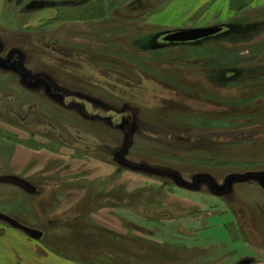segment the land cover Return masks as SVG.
Segmentation results:
<instances>
[{"label":"rangeland","instance_id":"rangeland-1","mask_svg":"<svg viewBox=\"0 0 264 264\" xmlns=\"http://www.w3.org/2000/svg\"><path fill=\"white\" fill-rule=\"evenodd\" d=\"M170 1L0 0V175L39 190L0 183V212L41 230L34 246L81 264H230L264 251V179L230 182L216 198L191 177L222 187L264 173V4L188 16L162 12ZM214 25L203 48L156 49L165 32ZM226 67L240 77L220 86ZM177 74L189 87L172 84ZM168 99L183 120L163 109ZM213 108L222 114L205 117Z\"/></svg>","mask_w":264,"mask_h":264},{"label":"crops","instance_id":"crops-1","mask_svg":"<svg viewBox=\"0 0 264 264\" xmlns=\"http://www.w3.org/2000/svg\"><path fill=\"white\" fill-rule=\"evenodd\" d=\"M231 0H174L167 4V8L162 12H167L168 9L180 6L187 15H192L195 12H204V8L207 4H210L208 10L210 12L218 11L220 17L227 16L230 9ZM254 3L264 4V0H251ZM261 4V5H262ZM162 14V13H161ZM201 17V13H198ZM4 222V221H3ZM7 224V223H6ZM0 220V264H65L59 263L54 259L53 255L60 256L64 259L72 261V264L80 263V261L67 257L56 251H50L44 247L46 251L33 245V240L27 236L24 232L6 225ZM43 236V235H42ZM42 238V237H41ZM222 238V237H221ZM222 239H212L213 243H220ZM201 242V247L206 246L204 241ZM39 249V250H38ZM259 252V251H258ZM264 251H261L259 255L250 258L247 263H230V264H264ZM203 263V262H201ZM92 264V263H82ZM200 264V262H198Z\"/></svg>","mask_w":264,"mask_h":264},{"label":"water","instance_id":"water-1","mask_svg":"<svg viewBox=\"0 0 264 264\" xmlns=\"http://www.w3.org/2000/svg\"><path fill=\"white\" fill-rule=\"evenodd\" d=\"M222 29V26L214 25V26H208V27H195V28H184V29H177L174 31H168L162 35V39L165 42L171 43V44H177V43H185V42H192L196 40H200L203 38H207L210 36L215 35L216 33L220 32ZM177 140L181 141H188V138L183 136H176ZM163 173V172H159ZM164 174V173H163ZM166 174V173H165ZM168 174V173H167ZM249 176H255V177H261L264 179V173L262 174H252L248 173L247 175L241 177L240 175L234 174L230 175L228 179H226L227 183L233 182V181H242L246 179ZM0 183H11L13 185H16L23 190H25L28 193H34L36 188L27 182L24 179L18 178L16 176L12 175H3L0 176ZM0 220L4 221L8 225H10L13 228H16L22 232H24L27 236H29L32 239L38 240L42 237L43 232L39 229L29 227L25 224H22L15 218L1 213L0 212ZM249 260L242 261V263H247Z\"/></svg>","mask_w":264,"mask_h":264},{"label":"flooded vegetation","instance_id":"flooded-vegetation-1","mask_svg":"<svg viewBox=\"0 0 264 264\" xmlns=\"http://www.w3.org/2000/svg\"><path fill=\"white\" fill-rule=\"evenodd\" d=\"M162 42H163V39H162ZM176 44V43H175ZM19 68V67H18ZM20 72H21V70H20ZM220 76L222 77V78H224V81L222 80V81H220V82H218L219 84L218 85H220V86H223V84H229L230 82H236V81H238V79H239V77H240V74H239V71H237V70H235L234 71V69L232 70H229V71H221V73H220ZM28 78H30L31 79V77H29L28 76ZM43 82L42 83H44L45 85H44V88L46 89V94H48L49 96H51V98H53V99H56L57 101H59V102H62L63 103V101H62V98L65 96V94H64V91H63V89L62 88H60L58 85H56L51 79H48L46 76H45V78L42 80ZM196 81V80H195ZM220 92H224V91H221V90H219ZM223 97V96H222ZM129 115V124H128V126H123L124 128L126 127V128H129V129H131V128H133V125H134V123H133V121H132V118H131V114L130 113H128ZM203 114L205 115V117H207L208 118V115L209 114H211V115H213V111L212 110H208V109H206V111L205 112H203ZM214 114H216V115H219L220 113L219 112H215ZM202 119V118H201ZM195 120H197V121H199V119H198V117H196V119ZM129 133V132H128ZM177 136H182V135H177ZM183 137H185V136H183ZM186 138H188V137H186ZM188 141H189V138H188ZM187 141V142H188ZM186 142V141H185ZM124 151H125V148H123L122 150H121V153H119L118 155H116L115 156V158H116V160L118 159L119 161H122V162H125L123 159H122V155L124 154ZM166 173V172H165ZM203 173V172H202ZM168 174H170V173H168ZM204 174L206 175H204V178H202V176L201 175H199V176H191V177H193V187L194 186H196V184H199L198 182H201V180L203 181V180H205V181H207L208 183H210V188H211V190H212V194L214 195V197H216V198H219V197H221V196H223L224 194H227L228 193V191H229V188H228V184L229 183H227V181H225L224 182V186H222V187H219V186H221V185H219L218 183H216V181L211 177V176H209L208 174H206V172H204ZM171 175L173 176V177H176L177 179H178V182L180 181V183L183 185V186H186V184H188V185H191L190 183H187L185 180H183L182 178H181V176L180 175H178L175 171H173V172H171ZM232 175V174H231ZM0 176H3V175H0ZM12 176H15V175H12ZM16 177H18V176H16ZM18 178H20V177H18ZM22 179V178H21ZM182 179V180H181ZM25 180V179H24ZM28 182V181H27ZM30 184H32L31 182H29ZM179 183V184H180ZM6 184H9V183H6ZM9 185H12V186H14V187H16V188H18V189H21V190H23L22 188H20V187H18V186H16V185H13V184H9ZM35 188H36V190H35V192L34 193H28V192H26L25 190H23V191H25L26 193H28V194H35V193H37L39 190H38V187L36 186V185H34V184H32ZM238 216L240 215V213L239 214H237ZM23 224V223H22Z\"/></svg>","mask_w":264,"mask_h":264},{"label":"trees","instance_id":"trees-1","mask_svg":"<svg viewBox=\"0 0 264 264\" xmlns=\"http://www.w3.org/2000/svg\"><path fill=\"white\" fill-rule=\"evenodd\" d=\"M215 35H217V34H215ZM215 35H213V36H210V37H207V38H203V39H200V40H196V41H192V42H185V43H180L181 45H178V44H171V43H168V42H165V41H161V42H159V45L157 46V48L156 49H163V48H168V47H170V46H172L173 45V47H176L175 45H178V46H182V47H184V45H187L186 47H188V46H190V47H188V48H203L204 47V44H207V42H209V41H211V40H213L215 37ZM185 47V48H186ZM211 52V53H210ZM202 53V52H201ZM214 55V57H215V54H216V52H214V51H209L208 53H206V55ZM174 59V58H173ZM189 60L190 61H192V62H196V66L198 65H200V64H198L199 62L200 63H202L203 61L198 57V58H193L192 56L189 58ZM194 62V63H195ZM185 64H188V63H184V65ZM183 65V66H184ZM186 66V65H185ZM202 69H205V67H202ZM233 70V68L232 67H226V68H222V69H220V72L221 71H229V70ZM216 69H213V70H211L210 71V73L211 72H216L215 71ZM234 71H235V69H234ZM203 75V74H202ZM176 77L172 80V84H174V86L175 87H177V88H179L180 86L182 87L183 85H185L186 87H189V85H188V81H187V79L186 78H182L181 76L182 75H179V74H177V75H175ZM192 82L194 83L193 85L194 86H196V87H198L199 86V89H200V85H199V82H198V80L197 81H195V80H192ZM192 82H191V85H192ZM179 86V87H178ZM185 87V88H186ZM166 88H167V86H166ZM180 90H184V89H181L180 88ZM184 91H186V90H184ZM188 94V93H187ZM190 96L191 97H193V98H195V97H198V96H200V95H198V94H196V93H193V94H190ZM168 98V97H167ZM222 98H225V97H222ZM196 100H198L197 98H196ZM168 102H171L172 104L174 103V102H176V101H173L172 102V100L171 99H168V100H166V101H164V103H163V109L165 108V109H170V108H172L173 107V109H176V112H170V111H167V112H169L170 114H172V116H173V114L174 113H176V114H174V117H173V119H176V120H180V119H182L183 120V118H184V116H183V110H182V106L179 104V103H175L174 105H172L171 104V106H168ZM162 109V110H163ZM215 108H213L212 109V111H213V115H211V114H209L210 116H211V118L213 119V118H215V116L214 115H216V114H214L215 112H217V111H215L214 110ZM223 112H226V114H229V113H232V112H229L227 109L225 110V111H223ZM220 114H222L221 112H219ZM199 114H193V113H189V116L190 117H192L194 120L196 119V117H199L198 116ZM179 116V117H178ZM179 118V119H178ZM176 122V121H175Z\"/></svg>","mask_w":264,"mask_h":264},{"label":"bare ground","instance_id":"bare-ground-1","mask_svg":"<svg viewBox=\"0 0 264 264\" xmlns=\"http://www.w3.org/2000/svg\"><path fill=\"white\" fill-rule=\"evenodd\" d=\"M170 32H171V31H170ZM165 33H166V32H165ZM216 34H217V33H216ZM162 94H163V96H165V97H167V96H168V95H167L166 93H164V92H163Z\"/></svg>","mask_w":264,"mask_h":264}]
</instances>
